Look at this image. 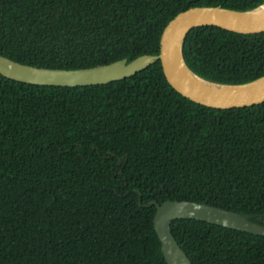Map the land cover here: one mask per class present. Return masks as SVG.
I'll return each instance as SVG.
<instances>
[{"label":"trees","instance_id":"obj_1","mask_svg":"<svg viewBox=\"0 0 264 264\" xmlns=\"http://www.w3.org/2000/svg\"><path fill=\"white\" fill-rule=\"evenodd\" d=\"M264 0H0V55L90 68L157 55L178 13L250 11ZM182 53L201 78L264 76V32L192 28ZM166 199L264 222V101L218 108L168 83L159 59L123 79L35 85L0 74V264H168L154 227ZM171 230L193 264H264V234L196 218Z\"/></svg>","mask_w":264,"mask_h":264},{"label":"water","instance_id":"obj_2","mask_svg":"<svg viewBox=\"0 0 264 264\" xmlns=\"http://www.w3.org/2000/svg\"><path fill=\"white\" fill-rule=\"evenodd\" d=\"M264 5V4H263ZM262 6V5H261ZM260 7V6H259ZM239 11L221 6H196L174 16L160 37L157 55H143L131 62L125 59L90 68L57 69L22 64L0 55V74L24 83L54 86H89L107 84L126 78L159 59L168 83L182 96L195 102L218 108L253 105L264 101V76L242 84H219L196 75L186 64L182 45L186 34L194 27L216 26L231 32L253 34L264 32V13ZM187 68L205 82L223 86L212 88L192 82L184 73ZM156 205L154 227L168 264H193L171 230L175 218H196L244 231L264 234V222L248 215L205 202L166 199Z\"/></svg>","mask_w":264,"mask_h":264},{"label":"bare ground","instance_id":"obj_3","mask_svg":"<svg viewBox=\"0 0 264 264\" xmlns=\"http://www.w3.org/2000/svg\"><path fill=\"white\" fill-rule=\"evenodd\" d=\"M256 13H264V5L258 7L255 10ZM185 75L195 84L198 85H205L207 87H212V88H224L223 86L220 85H216L213 83H209V82H205L203 81V79H200L199 77H197L196 75L192 74L187 68H183Z\"/></svg>","mask_w":264,"mask_h":264}]
</instances>
